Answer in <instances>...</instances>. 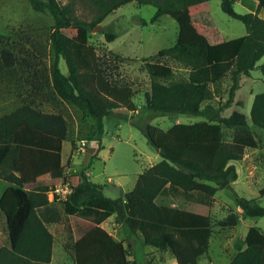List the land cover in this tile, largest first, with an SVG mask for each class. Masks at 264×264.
I'll list each match as a JSON object with an SVG mask.
<instances>
[{"label": "trees", "instance_id": "1", "mask_svg": "<svg viewBox=\"0 0 264 264\" xmlns=\"http://www.w3.org/2000/svg\"><path fill=\"white\" fill-rule=\"evenodd\" d=\"M29 1L33 9L48 11L54 18L52 57L49 64L38 67L2 51L0 81L14 79L18 85L29 83L30 89L19 106L0 115V177L9 183L0 196L7 233L6 239L0 236V264H50L53 256L55 235L37 207L55 204L48 192L65 180L69 165L62 162V148L69 136V123L65 114L45 110L40 102L60 100L81 111L83 122L91 127L89 137L96 140L91 157L103 148L104 118L121 107L138 110L134 96L142 88L119 71L122 63L135 59L112 50L99 54L88 33L71 36L65 32L73 26L91 30L131 2L154 5L151 22L165 14L178 19L185 8L193 9L191 19L209 34L207 42L192 33L189 40H178L142 59L150 78L144 106L156 112L195 115L203 114L207 107L208 119L180 122L168 129L142 124L143 134L162 159L139 173L134 187L118 197L106 195L103 185L91 180L84 169L80 181L69 180L72 190L62 203L68 214L78 218L72 245L74 261H130L132 253L122 240L96 253L86 236L93 225L113 215L130 235L146 245L166 250L171 246V235L179 232L208 251L212 219L207 207L219 189L231 188L238 178L234 161L244 157L246 147L258 146L246 113L237 108L228 115L223 111L235 101L241 76L248 75L264 58V17L259 14L264 0H258L256 11L248 12L235 9L237 0H221L222 9L246 25V34L231 39L221 38L210 15L209 0ZM79 1L91 6L92 19L77 13ZM102 32L108 41L118 37L112 30ZM61 58L67 64L66 73L61 69ZM16 63L30 67L26 77L19 75ZM260 68L264 76V60ZM228 74L232 79L228 99L224 104L210 102ZM235 102L244 105L241 99ZM250 117L264 128V91L255 94ZM223 124L234 128L231 140L224 137ZM260 193L264 195V187ZM234 198L246 216L264 217V204L255 198L236 191ZM262 234L258 226L250 227L245 238L236 241L237 253L228 264H264ZM132 262L139 264L136 258Z\"/></svg>", "mask_w": 264, "mask_h": 264}, {"label": "rangeland", "instance_id": "2", "mask_svg": "<svg viewBox=\"0 0 264 264\" xmlns=\"http://www.w3.org/2000/svg\"><path fill=\"white\" fill-rule=\"evenodd\" d=\"M208 5L211 18L220 30L222 39H231L247 33L246 25L241 20L230 16L222 9L221 0H209ZM234 6L239 12L256 11L258 0H237ZM155 12L154 5L131 2L110 13L96 25L98 29L95 28L96 26L91 30L74 26L65 29V32L71 36L88 33L90 42L99 54L112 50L134 58L135 60L122 63L119 71L142 90L134 96L138 105L137 111H129L121 107L104 118L103 148L96 156L91 157V153L87 162H84L86 152L89 146H95L96 140L89 137L91 127L89 122H83L81 111L64 101L40 102L39 100L42 99L38 97L37 102H40L42 108L60 111L68 119L69 136L63 143L62 154L63 161L68 163L69 167L64 173V182L80 181V174L84 169L91 180L103 185L106 195L118 197L134 187L139 173L162 159L143 134L140 127L142 124L149 122L168 129L176 123H192L208 119L207 107L204 108L203 114L195 115L156 112L144 106L145 91L150 87V78L143 69L142 59L156 53L162 47L171 46L178 40H189L192 33L197 34L204 42H207L209 35L201 31L198 24L192 21L191 7L185 8L178 19L165 14L155 22H151ZM77 13L88 20L93 17L91 6L82 1L77 3ZM259 14L264 17V8ZM144 20L147 23H144ZM53 24V16L48 11L33 9L29 0H0V60L2 51L8 50L19 59L25 58L38 67L49 64L52 57L50 34ZM102 30H112L118 33V37L108 41ZM263 60L264 58H261L248 75L241 76V87L236 90L235 101L241 99L244 105H238L234 101L223 111L224 115H228L237 108L246 113L258 146L246 147L244 157L234 161L238 169V178L232 182L231 188L219 189L212 203L207 207V213L212 219V235L208 251L202 250L188 236L179 232L171 235V246L161 250L144 244L139 237L130 235L122 224H118L115 220L116 224L113 222L106 224L104 229L97 231L93 237L96 253L122 240L132 253L128 257L130 261L127 264H133L134 258L139 264H144L147 259L150 260V264H228L237 253L236 241L244 239L250 227L258 226L262 230L264 242V217L246 216L234 198L236 191L241 196L255 198L264 204V195L260 193L264 187V128L255 125L250 117L255 94L264 91V76L260 68ZM60 66L63 72L68 71L64 58H61ZM14 67L19 70V75L24 77L30 70L26 63L23 65L16 63ZM231 86L232 79L228 74L210 102L216 105L224 104L229 97ZM29 89V83L22 86L16 84L14 79L10 81L5 78L0 81V115L19 106ZM222 129L224 137L231 140L234 128L223 124ZM61 173L58 172V175ZM7 185L8 183L0 178V196ZM48 197L50 200L54 199L51 190L48 192ZM55 199L58 202L51 208L61 214V219L78 221L77 217L65 211L62 194H57ZM0 236L7 238L5 217L1 210ZM71 237H73L72 233L70 239ZM63 244V242L60 244L56 234V255L51 264H60L58 255L62 253L63 248H66L67 252H72L73 246L70 249L68 238L64 246Z\"/></svg>", "mask_w": 264, "mask_h": 264}, {"label": "crops", "instance_id": "3", "mask_svg": "<svg viewBox=\"0 0 264 264\" xmlns=\"http://www.w3.org/2000/svg\"><path fill=\"white\" fill-rule=\"evenodd\" d=\"M64 141H63V143H64ZM62 152H63V148H62ZM62 162H63V164H66L63 161V154H62ZM1 179L8 183V181L5 180L4 178H1ZM8 185H9V183H8ZM57 202L58 201L56 200L55 204ZM55 204H53L51 206H54ZM51 206L43 205V206H38L37 207V212L39 213V215L41 216L43 221L47 224L48 228L55 235L53 256H52V260H51L50 264L52 263V261L54 262V260H55V255H56V234H58V237L60 239V244H62V242L64 243L63 246L65 245V243L67 241V238H68L70 240V244H71L70 245L71 246L70 249H72L73 243L76 242L75 225L78 222L75 219H69V220L61 219V214L59 212H57L54 208H51ZM115 220H116L115 216L113 215V216H110L109 218H107L106 220H104L103 222L93 225V227L86 234L88 240L93 244V242H94L93 237L97 234V231H99L100 229H104L105 225L109 224L111 222L116 224ZM118 224H121V223L118 222ZM71 233L73 234V237H71V239H70V234ZM58 258H59L58 262H60V264H75L73 251L71 253L67 252L66 248L65 249L63 248V251H62V253H59Z\"/></svg>", "mask_w": 264, "mask_h": 264}, {"label": "built area", "instance_id": "4", "mask_svg": "<svg viewBox=\"0 0 264 264\" xmlns=\"http://www.w3.org/2000/svg\"><path fill=\"white\" fill-rule=\"evenodd\" d=\"M71 186L69 182H61L55 185L54 188L51 189L52 196L55 198L57 194H62L64 196V200L67 198L69 193L71 192Z\"/></svg>", "mask_w": 264, "mask_h": 264}, {"label": "water", "instance_id": "5", "mask_svg": "<svg viewBox=\"0 0 264 264\" xmlns=\"http://www.w3.org/2000/svg\"><path fill=\"white\" fill-rule=\"evenodd\" d=\"M95 28L98 29V26H96ZM95 150H96L95 146H89L84 158V162H87L89 160L91 153H93Z\"/></svg>", "mask_w": 264, "mask_h": 264}]
</instances>
